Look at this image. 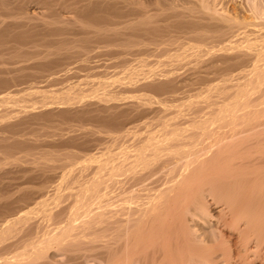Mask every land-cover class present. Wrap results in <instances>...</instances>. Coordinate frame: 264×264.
<instances>
[{
	"label": "bare ground",
	"instance_id": "6f19581e",
	"mask_svg": "<svg viewBox=\"0 0 264 264\" xmlns=\"http://www.w3.org/2000/svg\"><path fill=\"white\" fill-rule=\"evenodd\" d=\"M215 1L0 0V264H264V10Z\"/></svg>",
	"mask_w": 264,
	"mask_h": 264
},
{
	"label": "rangeland",
	"instance_id": "374dc122",
	"mask_svg": "<svg viewBox=\"0 0 264 264\" xmlns=\"http://www.w3.org/2000/svg\"><path fill=\"white\" fill-rule=\"evenodd\" d=\"M209 2H211L212 0H208ZM215 0H213V2H214ZM219 1V2H218ZM259 2V4H261L260 6H261V9H262V7H263V9L262 10H264V0H249V1H247V0H216L215 1V3L217 4V6H219L218 8H221V9H224V7H226L225 9H226V11L227 12H229L228 10H230V13H238V15H239V12H241V15H240V19H242L243 18V15H244V13H245V15L246 14H248V12H249V8H248V6L250 5V3H251V5H252V3H254V4H256V5H258L259 6V4H258V2ZM218 2V3H217ZM246 2H248V3H246ZM221 3H222V5H221ZM224 4V5H223ZM234 5H236V6H234ZM231 6V7H230ZM233 6H234V9H236V10H239V12L238 11H233L232 12V9H233ZM246 6V7H245ZM241 8H243L244 10H245V12L243 11V9H241ZM224 9V10H225ZM240 9L243 11V14H242V11H240ZM260 9V8H259ZM38 11L40 10V9H37ZM43 11H45V9H43ZM42 10H41V12H43ZM40 12V11H39ZM229 13V14H230ZM244 15V16H245ZM242 16V17H241ZM162 107H160L159 108V111L161 112V114H160V112L158 111V106H156L155 107V110H153V112L152 113H150V114H152L153 115V113L155 112H158V113H156V114H160V115H165V114H167V112H168V114H171V113H173V112H175V110H173V112H171L172 111V109L173 108H175V107H173V106H171V107H168V108H162L163 109V112L161 111L162 109H161ZM170 108V109H169ZM176 109V108H175ZM169 110H171V111H169ZM167 114V115H168ZM155 115V114H154ZM1 217V216H0ZM1 219V218H0ZM210 231V230H209ZM208 231V232H209Z\"/></svg>",
	"mask_w": 264,
	"mask_h": 264
}]
</instances>
